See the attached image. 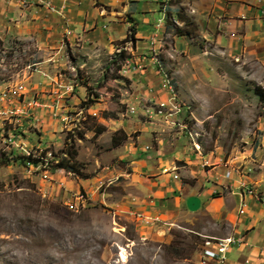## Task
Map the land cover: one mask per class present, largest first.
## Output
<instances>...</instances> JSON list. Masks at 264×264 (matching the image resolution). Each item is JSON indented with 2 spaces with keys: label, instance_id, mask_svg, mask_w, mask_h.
I'll return each mask as SVG.
<instances>
[{
  "label": "rangeland",
  "instance_id": "rangeland-1",
  "mask_svg": "<svg viewBox=\"0 0 264 264\" xmlns=\"http://www.w3.org/2000/svg\"><path fill=\"white\" fill-rule=\"evenodd\" d=\"M181 1L168 0L164 4L171 9ZM180 8L185 25L178 23V13L166 16L167 10L164 12L163 31H159L157 47L148 55L155 57L150 75L140 73L136 65L127 69L128 60L116 62L120 50L132 57L134 47L131 41H124L128 27L122 39L105 46L89 41L84 45L63 42L59 48H40L34 39L0 35V97L6 95L0 104L30 112L29 117L8 118L2 135L6 139L17 135V144L26 143L21 140L23 137L28 139L26 144L32 154H45L49 174L61 172L72 179L98 178L87 185L89 196L83 189L58 187L49 175L44 177L43 166L31 168L17 161L23 154L4 143L0 154V264H195L200 243L203 241L204 246L209 237L195 233L200 226H205L211 236L224 237L204 217L164 230L165 225L160 222L140 220L138 211L120 213L106 207L104 198L109 202L112 193L120 188L113 185L110 173L103 171L111 161V137L107 131L114 119H127L134 125L146 121L152 126L149 143L154 144L160 135L173 138L176 145L186 143L195 153H210V158L220 156L221 168L225 160L234 158L239 167L235 176L245 178L242 180L262 198L254 201L264 205V149H258L259 138L264 134V97L259 98L260 94L264 96V68L227 56L201 33L204 29L193 20V11L188 15L189 6ZM110 15L115 13L111 11ZM119 17L126 23L129 20L125 15ZM176 26L188 34L180 36ZM148 29L142 32L148 33ZM117 31L114 29L116 37ZM143 75L148 80L141 81ZM164 77L171 82L172 90L162 88ZM153 80L159 82L166 99L173 96L180 110L168 119L141 115V110L134 115L128 113V108L137 104L157 108L153 101L144 99V93L157 89ZM48 83L55 85L56 94L65 101L54 105L51 112L53 119L60 117L55 143L51 141L45 149H39L32 138L42 134L38 131L42 128L36 122L32 124L34 110L40 106L34 85ZM63 86H71V92L63 94ZM32 99L38 101L37 106H28ZM97 124H104L106 129L94 135L90 129ZM133 129L130 138L135 140L140 132L137 127ZM78 134L83 139H77ZM72 139L77 152L75 160L87 178L49 169L60 158H67L66 144ZM213 161L212 158L208 162ZM77 192L84 195V202L76 198ZM152 225L154 228L150 229ZM213 239L216 238L209 240Z\"/></svg>",
  "mask_w": 264,
  "mask_h": 264
},
{
  "label": "crops",
  "instance_id": "crops-1",
  "mask_svg": "<svg viewBox=\"0 0 264 264\" xmlns=\"http://www.w3.org/2000/svg\"><path fill=\"white\" fill-rule=\"evenodd\" d=\"M41 1L43 4L38 0H0V35H11L21 40L34 39L40 48H59L63 42L69 45L83 42L84 45L89 41L105 46L125 36L129 23L119 17L125 15L131 18L136 29L130 59L140 73L150 75L155 57L148 55L152 48L157 47L159 31H163L164 27L165 10L178 13L182 19L184 14L180 7L187 5L190 8L188 15L193 11L197 26L206 30H201V33L211 38L227 56L240 59L243 64L252 62L264 68V0H183L171 9H166L164 4L168 0ZM111 11L115 16L110 15ZM144 28H149V32H142ZM114 29L118 30L117 37L114 36ZM146 79V75L140 77L141 81ZM153 83L157 89L152 88L151 93H144V99L163 102L167 94L159 89V82ZM37 85L34 88L40 106L34 110L32 124L36 122V126L42 128L38 129L42 134L32 138L39 149H45L49 142L55 143L57 121H60V117L52 118L51 112L56 108L53 106L65 100L58 97L55 85ZM139 114L144 115L142 110ZM112 123L107 131L110 137L121 129L127 138L111 148V161L103 169L104 174L110 173L113 185L120 187L112 193L113 198L109 202L104 198L106 207L117 209L120 213L138 211L140 220L160 222L165 225L164 230L186 220L204 217L218 229L217 233L224 237L238 236L243 241L230 249L224 264H264V205L247 198L245 213L237 214L239 182L245 178L235 175L230 179L225 178L223 166L218 165L222 159L220 156L212 157L214 161L209 164L208 161L212 159L210 153H195L186 143L176 145L173 138L165 139L160 135L155 138L154 144L149 143L148 134L152 126L146 121L134 125L127 119H114ZM133 127L140 132L135 140L130 138V134L135 132L131 130ZM23 138L21 140L28 143V139ZM259 140L261 147H258L260 144L257 147L263 150L264 134ZM169 155L171 157H167ZM43 175L46 178L49 175V179H53L58 187L83 189L88 196L87 185L98 179L97 176L72 179L68 174H49L48 171H43ZM192 196L200 201L199 208L194 212L188 210L186 205L187 199ZM153 228L152 225L150 229ZM195 233L223 238L211 236L205 226H200ZM198 256L195 264H216L209 258Z\"/></svg>",
  "mask_w": 264,
  "mask_h": 264
},
{
  "label": "built area",
  "instance_id": "built-area-1",
  "mask_svg": "<svg viewBox=\"0 0 264 264\" xmlns=\"http://www.w3.org/2000/svg\"><path fill=\"white\" fill-rule=\"evenodd\" d=\"M38 2H40L41 4H43V2L41 0H38ZM51 8V7H50ZM52 10H54L52 8ZM134 62L131 59H128V67H126L127 69L130 68H135L136 66H134ZM160 71V69H158ZM57 84L58 87H61V84L59 82H55ZM162 88L164 89V91H167L169 89H167L165 82H163L161 84ZM65 90H63V94L65 93H70L72 90L71 86H63ZM4 97H6V95H1L0 99L4 100ZM154 102V100H153ZM28 106H37L38 105V101L36 99H32L30 101L27 102ZM138 110H154L156 111V114H159L161 117H164L166 119H168L169 117L173 116L174 114H176L178 112V106L175 104V102L173 101V96H171L168 99H164L163 102H160V109H153L152 105L146 106L145 104L142 105L141 107L137 104V105H132L128 108V113L129 114H137ZM20 115H24L29 117L30 112L29 111H23L22 108H16V107H6V105H3L2 103L0 104V138L3 141V147H0V154L2 152H4V143L5 145L12 146L14 148H16L17 150H20V152L23 154V156L25 157H31V158H40V163L37 165H34L32 163H27L26 165L29 167H35V166H44V171H48V160H45V154H43L42 156H35L34 154H32L31 152V148L26 144H17L16 141V137L17 135H9L6 139L4 137L3 132H4V123L6 120H8V118H13L15 116H20ZM54 115V114H53ZM66 118V117H65ZM11 123V122H10ZM7 147V148H8ZM40 155V153H39ZM235 159H227L223 162L222 166L224 168V173L223 176L225 178H232L239 170V167L235 166ZM46 178V176H45ZM239 196H240V200L237 206V214L238 215H243L245 213L246 207H247V198H251V199H255V200H259L261 201L262 198H258L254 188H252V186L244 181L240 179L239 182ZM78 200H81V202H84V195L80 192H77V197ZM205 239H211L210 237H206ZM242 239L238 236H227V237H223V238H218V239H213V246H203V241L200 243L199 245V255L201 258H209L213 261H215L216 264H224L225 260H226V256L228 254V252L230 251V248L232 246H236V245H240L242 244Z\"/></svg>",
  "mask_w": 264,
  "mask_h": 264
},
{
  "label": "trees",
  "instance_id": "trees-1",
  "mask_svg": "<svg viewBox=\"0 0 264 264\" xmlns=\"http://www.w3.org/2000/svg\"><path fill=\"white\" fill-rule=\"evenodd\" d=\"M169 15H170V12L166 11V16H169ZM180 21H182L183 25L186 24L185 20L180 19ZM127 23H129L128 32H127V35H126V38L124 41L125 42L131 41L132 48H133L135 40H136V38H135L136 29H135L134 22L131 20V18H129ZM165 27L167 28L168 26L166 25ZM174 28L180 36H184V35L188 34L187 31L183 32L184 29H182V27H180V26H176ZM129 58H130V56L126 55L125 50H120V52H118V54L116 55V60H117L116 62H117V64L122 63L123 61L125 62ZM118 70H119V68H118ZM262 97H264V96H262L260 94L259 98H262ZM261 116L264 118V113H262ZM105 129H106V127L103 126L102 124H97L93 129H90V130H92L94 132V135H99V134L103 133L105 131ZM126 138H127V135L123 131L118 130L117 132H115L111 135V146L116 147V146L120 145ZM67 139H69V138H67ZM77 139H80V140L83 139V135L78 134ZM73 141H74V139H72V141L70 140L69 144H66L68 148L66 149L65 156L67 158H60V160H58L53 167H49V169L51 170V172H54L57 169H62V170H65L66 172H74L77 174V176H79L81 178H87L81 172V169H83V168L78 167V166H80V164H79V162H77L75 160L77 152H76ZM16 160L21 161L25 165L27 163H32L34 165H37L40 163V158H31V157H25V156H18L16 158ZM0 164H1V162H0ZM72 165H74V167Z\"/></svg>",
  "mask_w": 264,
  "mask_h": 264
},
{
  "label": "bare ground",
  "instance_id": "bare-ground-1",
  "mask_svg": "<svg viewBox=\"0 0 264 264\" xmlns=\"http://www.w3.org/2000/svg\"><path fill=\"white\" fill-rule=\"evenodd\" d=\"M165 76V75H164ZM163 82H165V85H166V87H167V89H169V90H172L171 89V82L169 81V79H167V78H165L164 77V79H163ZM174 99V98H173ZM154 104L155 105H157V108H155V106L153 107V109H160V103H156V102H154ZM143 111V114L145 115V116H148V115H150V114H155L156 116H158V117H161L159 114H156V111H154V110H142ZM180 110H179V108H178V112H179ZM66 120V119H65ZM24 144V143H23ZM43 168H44V166H43ZM204 246H213V240H209V239H207V240H205V242H204Z\"/></svg>",
  "mask_w": 264,
  "mask_h": 264
},
{
  "label": "water",
  "instance_id": "water-1",
  "mask_svg": "<svg viewBox=\"0 0 264 264\" xmlns=\"http://www.w3.org/2000/svg\"><path fill=\"white\" fill-rule=\"evenodd\" d=\"M186 205H187L188 210L194 212L199 208L200 201L198 197L192 196L187 199Z\"/></svg>",
  "mask_w": 264,
  "mask_h": 264
}]
</instances>
